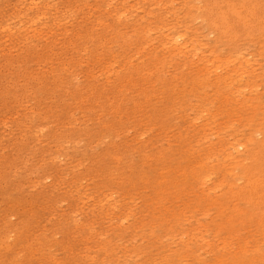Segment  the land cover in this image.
<instances>
[{
    "label": "rangeland",
    "instance_id": "1",
    "mask_svg": "<svg viewBox=\"0 0 264 264\" xmlns=\"http://www.w3.org/2000/svg\"><path fill=\"white\" fill-rule=\"evenodd\" d=\"M0 264H264V0H0Z\"/></svg>",
    "mask_w": 264,
    "mask_h": 264
}]
</instances>
